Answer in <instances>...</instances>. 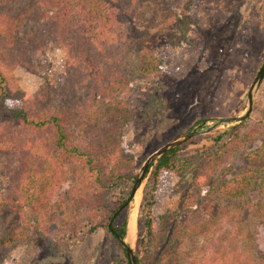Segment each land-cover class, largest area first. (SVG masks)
<instances>
[{
    "label": "trees",
    "instance_id": "obj_1",
    "mask_svg": "<svg viewBox=\"0 0 264 264\" xmlns=\"http://www.w3.org/2000/svg\"><path fill=\"white\" fill-rule=\"evenodd\" d=\"M159 3L0 0V152L13 156L0 189V246L28 238L26 226L50 236L102 227L123 251L119 264H128L117 238L126 236L137 151L122 140L133 119L129 101L121 96L131 81L124 59L132 56L131 66L141 75L159 72L158 61L142 52L151 29L142 18L145 8ZM185 24H179L183 36ZM51 44L64 52L59 82L44 75L41 87L24 91L14 70L44 72ZM244 125L212 136L213 147L204 153L193 181L195 188L207 187L200 211H191L197 200L190 195L183 212H176L171 201L158 218L152 214L159 173L183 175L192 165L177 160V153L195 138L148 167L137 217V264H180L184 237L209 234L224 217L233 228L225 244L241 237L251 257L264 264V124ZM238 155L245 166L221 176L226 160ZM17 216L26 226L18 225ZM219 248L220 259H228L229 251Z\"/></svg>",
    "mask_w": 264,
    "mask_h": 264
},
{
    "label": "rangeland",
    "instance_id": "obj_2",
    "mask_svg": "<svg viewBox=\"0 0 264 264\" xmlns=\"http://www.w3.org/2000/svg\"><path fill=\"white\" fill-rule=\"evenodd\" d=\"M159 1L158 6L150 5L147 11L145 8L142 17L151 28L142 52L158 61L159 72L141 75L131 66L132 56L124 59L131 81L124 85L121 96L129 101L133 119L124 129L122 140L125 147L137 151L136 173L151 152L178 135L197 125L203 130L215 123L214 117L242 114L248 89L264 60V0ZM180 23L187 26L184 36ZM46 61L45 73L34 74L22 66L16 67L14 74L24 91L31 93L41 87L44 75L54 83L59 82L64 73L63 50L58 45H49ZM198 120L202 121L196 124ZM204 120L206 123L202 124ZM260 122L264 124V78L254 91L253 108L243 127ZM234 124L223 123L211 132L192 137L194 141L177 153V160L192 165L183 175L171 171L159 173L152 210L156 218L171 201L174 210L181 212L190 195L197 200L191 211L201 210L207 187L195 188L194 177L204 153L213 147L212 136ZM12 161V155L0 152V189L5 186L3 172ZM245 163L239 155L229 157L219 173L232 175ZM147 178L148 175L132 210L135 232L129 239L134 251L139 205ZM25 212L29 215L28 209ZM16 222L26 226L21 217L17 216ZM26 228L28 238L9 248L0 246V264H119L123 261L121 247L105 228L90 231L84 227L77 235L64 231L53 236ZM253 229L263 230L256 226ZM253 229L250 230L256 234ZM231 230V222L224 217L209 234L187 235L179 249L180 264H258L241 237L225 244ZM218 243L223 251H229L228 259H220Z\"/></svg>",
    "mask_w": 264,
    "mask_h": 264
},
{
    "label": "water",
    "instance_id": "obj_3",
    "mask_svg": "<svg viewBox=\"0 0 264 264\" xmlns=\"http://www.w3.org/2000/svg\"><path fill=\"white\" fill-rule=\"evenodd\" d=\"M264 78V60L258 69L249 89L247 92V105L245 110L243 111L242 114L239 115H233V116H223V117H214L213 120H215V123L206 127L203 130H199V125L193 127L191 130L184 132L177 137L173 138L172 140L166 142L165 144L161 145L158 147L156 150L151 152L143 161L140 169L138 170V173L136 175V178L132 184L131 191L128 197V209H127V222H128V217L132 208V202L134 200V196L136 192L141 188L142 184L144 183L146 172L148 167L151 164H154V162L165 152L169 151L172 148H175L176 146L180 145L181 143L189 140L190 138L194 137L198 133H208L211 132L213 129L217 128L220 124L223 123H239L245 121L253 108V96H254V91L256 87L261 83V81ZM206 120L202 122V124H205ZM126 235H127V225H126ZM121 244V246L124 249V253L127 259L128 264H137L136 262V256H135V251L132 246V241H128L126 236L125 238H117Z\"/></svg>",
    "mask_w": 264,
    "mask_h": 264
},
{
    "label": "bare ground",
    "instance_id": "obj_4",
    "mask_svg": "<svg viewBox=\"0 0 264 264\" xmlns=\"http://www.w3.org/2000/svg\"><path fill=\"white\" fill-rule=\"evenodd\" d=\"M141 188L136 192L135 196H134V200L132 202V208H131V211L130 213L132 212L133 210V205L136 204V201H137V198L139 199L138 195H139V192H140ZM138 203V201H137ZM130 215V218H129V221H128V224H127V235H126V238L128 241H131V239H129V235L130 234H133L134 231V218H135V212H132Z\"/></svg>",
    "mask_w": 264,
    "mask_h": 264
}]
</instances>
